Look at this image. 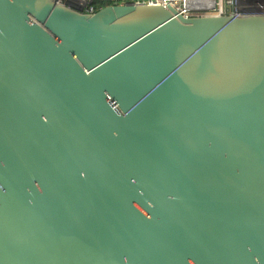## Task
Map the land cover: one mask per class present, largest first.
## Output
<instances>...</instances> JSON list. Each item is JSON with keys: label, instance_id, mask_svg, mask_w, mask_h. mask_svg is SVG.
Listing matches in <instances>:
<instances>
[{"label": "water", "instance_id": "water-1", "mask_svg": "<svg viewBox=\"0 0 264 264\" xmlns=\"http://www.w3.org/2000/svg\"><path fill=\"white\" fill-rule=\"evenodd\" d=\"M0 0V264H264V15Z\"/></svg>", "mask_w": 264, "mask_h": 264}, {"label": "built area", "instance_id": "built-area-1", "mask_svg": "<svg viewBox=\"0 0 264 264\" xmlns=\"http://www.w3.org/2000/svg\"><path fill=\"white\" fill-rule=\"evenodd\" d=\"M57 3L87 14L95 13L99 8L96 0H55ZM105 5H160L168 8L169 4L182 16H248L251 14L264 15V0H101ZM104 5V6H105ZM102 7V6H101ZM100 7V8H101Z\"/></svg>", "mask_w": 264, "mask_h": 264}, {"label": "trees", "instance_id": "trees-1", "mask_svg": "<svg viewBox=\"0 0 264 264\" xmlns=\"http://www.w3.org/2000/svg\"><path fill=\"white\" fill-rule=\"evenodd\" d=\"M106 3L105 2H103V1H101V0H96V2H95V6L97 7V8H100L101 6H104Z\"/></svg>", "mask_w": 264, "mask_h": 264}]
</instances>
